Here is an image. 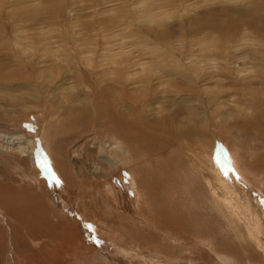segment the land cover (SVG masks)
<instances>
[{"label":"rangeland","instance_id":"obj_1","mask_svg":"<svg viewBox=\"0 0 264 264\" xmlns=\"http://www.w3.org/2000/svg\"><path fill=\"white\" fill-rule=\"evenodd\" d=\"M0 264H264V0H0Z\"/></svg>","mask_w":264,"mask_h":264},{"label":"bare ground","instance_id":"obj_2","mask_svg":"<svg viewBox=\"0 0 264 264\" xmlns=\"http://www.w3.org/2000/svg\"><path fill=\"white\" fill-rule=\"evenodd\" d=\"M23 152H24V150H23ZM26 153H28V154H31V151H27ZM227 179H228V177H227ZM227 181V180H226ZM229 181V180H228ZM221 182H222V180H221ZM232 182V181H231ZM228 183V184H226V186H225V188L227 189V190H230V189H232L235 193L237 192V188L235 187V185L233 184V183ZM242 202V201H241ZM244 204V203H243ZM244 206H246V205H244ZM247 212H248V210H247ZM248 214H250V213H248ZM178 225V224H177Z\"/></svg>","mask_w":264,"mask_h":264}]
</instances>
